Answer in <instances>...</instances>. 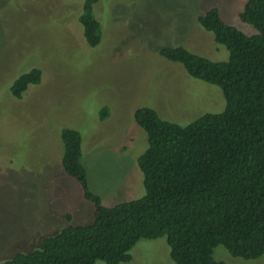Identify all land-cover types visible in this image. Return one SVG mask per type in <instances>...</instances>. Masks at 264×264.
<instances>
[{
    "label": "rangeland",
    "instance_id": "374dc122",
    "mask_svg": "<svg viewBox=\"0 0 264 264\" xmlns=\"http://www.w3.org/2000/svg\"><path fill=\"white\" fill-rule=\"evenodd\" d=\"M246 1L99 0L93 12L103 26L102 42L90 47L78 22L82 0H0V262L68 225L93 221V205L61 166L62 126L81 133L88 184L103 205L144 194L136 159L147 147L146 133L134 111L149 106L185 125L225 106L217 86L190 77L158 49L182 45L227 60L228 51L197 16L215 6L226 23L253 35L256 30L237 17ZM32 67L41 69L40 82L13 98L12 79ZM103 106L109 114L100 120ZM130 253L131 260L119 264H173L164 236L139 239ZM213 257L264 264V254L245 260L222 245Z\"/></svg>",
    "mask_w": 264,
    "mask_h": 264
},
{
    "label": "trees",
    "instance_id": "16d2710c",
    "mask_svg": "<svg viewBox=\"0 0 264 264\" xmlns=\"http://www.w3.org/2000/svg\"><path fill=\"white\" fill-rule=\"evenodd\" d=\"M98 1L82 0L78 15L90 47L102 42L103 26L93 12ZM237 17L256 34L226 23L215 6L197 16L199 26L228 51L227 60L213 61L182 45L158 49L190 77L217 86L225 106L185 125L149 106L134 111L146 133L147 147L136 159L144 194L103 205L88 184L81 133L62 126L61 166L93 205V221L68 225L0 264H119L131 260L139 239L163 236L173 264H225L213 257L217 245L245 260L264 254V0H247ZM12 80L9 93L20 99L40 82L41 69L32 67ZM108 114L103 106L98 117Z\"/></svg>",
    "mask_w": 264,
    "mask_h": 264
}]
</instances>
